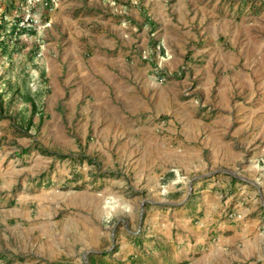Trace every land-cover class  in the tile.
Instances as JSON below:
<instances>
[{"label": "rangeland", "instance_id": "rangeland-1", "mask_svg": "<svg viewBox=\"0 0 264 264\" xmlns=\"http://www.w3.org/2000/svg\"><path fill=\"white\" fill-rule=\"evenodd\" d=\"M0 264H264V0H0Z\"/></svg>", "mask_w": 264, "mask_h": 264}, {"label": "trees", "instance_id": "trees-1", "mask_svg": "<svg viewBox=\"0 0 264 264\" xmlns=\"http://www.w3.org/2000/svg\"><path fill=\"white\" fill-rule=\"evenodd\" d=\"M42 150H43V149H42ZM22 151H23V152H27V151H28V148H24ZM44 151L46 152V150H44ZM46 153H48L49 155H53V152H46ZM58 157H59V158H69V157L74 158V157L71 156L70 154H58Z\"/></svg>", "mask_w": 264, "mask_h": 264}, {"label": "built area", "instance_id": "built-area-1", "mask_svg": "<svg viewBox=\"0 0 264 264\" xmlns=\"http://www.w3.org/2000/svg\"><path fill=\"white\" fill-rule=\"evenodd\" d=\"M21 3H25L26 5H36L40 3L42 0H19Z\"/></svg>", "mask_w": 264, "mask_h": 264}]
</instances>
